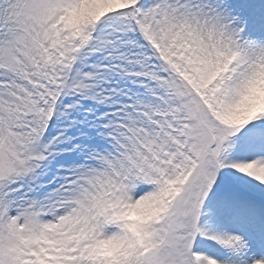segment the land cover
<instances>
[{
  "label": "snow or ice",
  "instance_id": "6c2138e0",
  "mask_svg": "<svg viewBox=\"0 0 264 264\" xmlns=\"http://www.w3.org/2000/svg\"><path fill=\"white\" fill-rule=\"evenodd\" d=\"M0 264H264V0H0Z\"/></svg>",
  "mask_w": 264,
  "mask_h": 264
}]
</instances>
